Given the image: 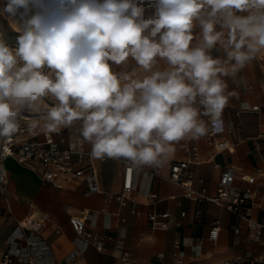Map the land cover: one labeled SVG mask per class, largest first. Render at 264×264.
Instances as JSON below:
<instances>
[{"label": "clouds", "instance_id": "1", "mask_svg": "<svg viewBox=\"0 0 264 264\" xmlns=\"http://www.w3.org/2000/svg\"><path fill=\"white\" fill-rule=\"evenodd\" d=\"M0 17L20 33L0 32V140L79 121L94 158L136 166L218 124L221 77L264 54V0H0Z\"/></svg>", "mask_w": 264, "mask_h": 264}, {"label": "crops", "instance_id": "2", "mask_svg": "<svg viewBox=\"0 0 264 264\" xmlns=\"http://www.w3.org/2000/svg\"><path fill=\"white\" fill-rule=\"evenodd\" d=\"M195 34L199 35V28L195 29ZM218 50L220 49H214L211 55L219 56ZM221 78L228 85L225 90V95L229 97L224 108L225 120L236 121L244 139L221 151H217L207 141L206 134L174 142V152L163 161L160 176H148L147 171L154 165L136 166L135 187L130 205L122 206L115 198L123 180L125 166L122 158H94L100 173L102 191L87 195L84 193L87 185L82 181L60 177L55 183L42 182L38 172L43 170V166L36 158H30L25 166L14 157H9L6 163L11 162L12 167H7L9 181L4 190L0 213V260L7 247L6 239L15 228L16 220L29 215H36L44 220L42 237L52 250L53 257L43 260L42 264H218L234 259L243 252L261 255L264 251V236L262 242H248L249 226L243 221L242 233L235 234L231 225L240 221L238 217L209 200L202 201L203 213L196 216L197 201L187 198L185 188L168 179L171 161L190 156L182 148L183 144L198 146L200 162L190 164L194 171L193 184L199 188V180L204 178L210 196L215 195L218 190L217 182L223 167L233 165L237 169L236 187L248 185L240 179V173L255 172L261 167L262 172L257 174V181L253 185L256 190L254 205L246 212L256 219L262 218L264 140L261 142L262 149L256 150L251 136L264 130V119L261 120L255 113L242 112L237 115L236 112L238 109L247 110L256 103L264 106V54L235 74ZM226 121L219 127V132L224 137H230ZM63 130L67 137L66 147L92 150L91 142L84 141L79 135V121ZM73 160L77 166L86 165L90 161L89 158L79 161L76 155ZM152 193L157 196L155 203L148 200ZM131 205L136 206V213L130 212ZM184 209L188 211L182 216ZM152 210H169L173 224L171 228H152L147 217ZM83 211L90 213L88 229L99 235L111 232L119 235V238L109 241L102 250L90 246L75 259H70L75 248V232L70 224V216ZM9 214L12 218L8 217ZM216 219L220 220V234L218 240L213 242L208 239V235ZM237 237L239 245H234L233 240ZM177 241L180 242L179 247L176 246ZM123 249L131 252L126 263L121 258ZM255 264L264 262L257 261Z\"/></svg>", "mask_w": 264, "mask_h": 264}, {"label": "built area", "instance_id": "3", "mask_svg": "<svg viewBox=\"0 0 264 264\" xmlns=\"http://www.w3.org/2000/svg\"><path fill=\"white\" fill-rule=\"evenodd\" d=\"M11 47L15 48L16 42L6 41ZM242 112L255 113L258 117L264 119V106L256 103L250 106L247 110H237V115ZM31 115V114H25ZM200 119L205 121L207 132L206 139L213 145L217 151L225 150L233 145L241 142L244 139L241 128L236 121H226L224 109L219 118L218 124H213L210 117L201 116ZM226 121L227 132L230 137L220 135L219 127ZM256 150H261V142L264 140V130L258 131L251 136ZM67 137L62 129L59 132L45 133L38 132L36 135H31L26 130V125L21 121V130L12 138L11 142L0 140V213L2 212V201H4V190L9 181V172L6 167V161L9 157H14L18 163L28 165L30 158H36L43 166V170L38 172L42 182L55 183V181L64 177L71 180L82 181L86 183L85 194H94L102 191L100 173L94 157L91 155V150L74 149L71 146L66 147L65 142ZM188 158L175 159L171 161L168 179L175 185L181 186L185 191V196L189 199L197 201L195 215L200 216L203 213L202 201H212L221 208H225L233 215L238 217L239 222L231 225L235 234H241L243 231V222L249 226L247 235L248 242H262L264 236V205H261L262 218L256 219L250 216L246 210L254 205V197L256 190L253 185L257 181V174L262 172L259 167L255 172H242L240 179L248 185L244 187H236L235 182L238 176L237 169L233 165L222 168L221 175L217 182V191L213 196L208 195V189L205 184V179L200 178V187L196 188L193 184L194 171L191 169L192 162H200L199 148L195 145L183 144ZM76 155L78 160L89 158L86 165L77 166L73 160ZM107 157H104L105 160ZM124 163V174L120 189L115 193L116 200L122 205L127 206L132 202V194L134 190V172L136 165L122 158ZM164 162L147 171L150 178L161 175ZM156 194H149L148 200L150 203H155ZM137 208L131 205L130 212L136 213ZM187 209H184L181 214L185 216ZM90 213L83 211L80 214H72L70 216V224L75 232L74 245L75 248L70 254V259H75L85 250L94 246L102 250L109 241L119 238V235L107 232L104 235H99L96 232L88 229L87 222ZM12 218V215H8ZM149 224L152 228L167 230L171 228V212L169 210L158 212L152 210L147 214ZM243 221V222H242ZM44 220L36 215L26 216L22 220H16L15 228L6 239L7 247L4 255L0 260V264H42L43 260L53 257L50 244L42 237ZM220 220L216 219L211 227L208 235L210 241H217L220 234ZM19 232L21 235L15 236ZM35 238L39 241L38 245H33L31 242ZM200 242L203 243L202 240ZM180 242L177 241L176 246L179 247ZM131 257L129 250H122L121 258L126 263ZM257 261L264 262V251L261 255L243 252L238 254L234 259L224 260L218 264H255Z\"/></svg>", "mask_w": 264, "mask_h": 264}, {"label": "rangeland", "instance_id": "4", "mask_svg": "<svg viewBox=\"0 0 264 264\" xmlns=\"http://www.w3.org/2000/svg\"><path fill=\"white\" fill-rule=\"evenodd\" d=\"M15 28H16V24L11 18L0 17V32H3L5 34L6 41L16 42V38L20 33L16 32L14 30ZM218 51H219L218 53H220L219 57H223L224 56L223 52L221 50ZM261 55H258L257 57H261ZM10 164L11 162H8V164L6 165V167H8L9 169H11L12 167V165ZM238 241H239L238 237L234 238L233 240L234 245H239Z\"/></svg>", "mask_w": 264, "mask_h": 264}, {"label": "snow or ice", "instance_id": "5", "mask_svg": "<svg viewBox=\"0 0 264 264\" xmlns=\"http://www.w3.org/2000/svg\"><path fill=\"white\" fill-rule=\"evenodd\" d=\"M14 235L15 236H19L21 234L19 232H17ZM31 242L33 243L34 246L39 244V241L37 239H35V238H33Z\"/></svg>", "mask_w": 264, "mask_h": 264}]
</instances>
